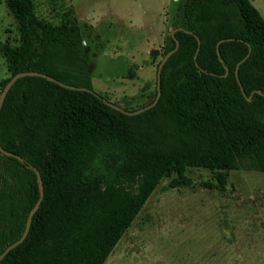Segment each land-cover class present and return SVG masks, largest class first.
I'll list each match as a JSON object with an SVG mask.
<instances>
[{"label": "trees", "instance_id": "1", "mask_svg": "<svg viewBox=\"0 0 264 264\" xmlns=\"http://www.w3.org/2000/svg\"><path fill=\"white\" fill-rule=\"evenodd\" d=\"M4 2L19 36L0 44L10 78L34 71L93 90L69 15L52 25L33 0ZM178 13L165 54L178 48L160 71L155 104L139 114L39 76L9 90L0 111V254L22 235L39 181L43 199L0 264H104L163 178L178 188L191 183L187 168L209 169L223 188L228 171L264 174V18L249 0H183Z\"/></svg>", "mask_w": 264, "mask_h": 264}, {"label": "rangeland", "instance_id": "2", "mask_svg": "<svg viewBox=\"0 0 264 264\" xmlns=\"http://www.w3.org/2000/svg\"><path fill=\"white\" fill-rule=\"evenodd\" d=\"M0 0V44L19 43ZM39 18L81 29L93 91L128 111L155 99L157 69L183 0H33ZM264 18V0H249ZM0 53L2 82L10 78ZM191 183L163 178L104 264H264V174L187 168ZM211 184V186H208Z\"/></svg>", "mask_w": 264, "mask_h": 264}, {"label": "water", "instance_id": "3", "mask_svg": "<svg viewBox=\"0 0 264 264\" xmlns=\"http://www.w3.org/2000/svg\"><path fill=\"white\" fill-rule=\"evenodd\" d=\"M179 30V28H175L171 31V34L170 36L173 37L174 36V33ZM178 48V44H176V47L174 49V51H171L169 53H167L164 57V59L161 61V63L159 64L158 66V69H157V90L159 89V78H160V71L163 67V65L165 64V62L167 61V59L170 57V55L175 52V50ZM32 76H39V77H42L44 79H47L48 81H51V82H55V83H58L59 85L65 87V88H69V89H72V90H86L88 92H94L93 90H88V89H82V88H76V87H72V86H69V85H66V84H63L61 82H58L56 81L55 79L47 76V75H44V74H41V73H37V72H34V71H28V72H20V73H17L16 75H14L13 77H11L9 79V81L4 85L1 93H0V111H1V108H2V105H3V102L9 92V90L12 88V86L16 83L17 80H19L20 78H23V77H32ZM95 93V92H94ZM104 103L109 106L110 108L112 109H115L117 111H121V112H124L125 114L127 115H135V114H139L141 112H143L144 110L148 109V108H151L154 104H155V101L150 104V105H147L146 107H143L141 109H138V110H135V111H125L123 108H121L119 105L117 104H114L112 102H109L107 100H104ZM0 151L2 153H6L0 146ZM35 171V174H36V177L37 179H39V173L37 172V170H34ZM38 189H39V198L38 200L36 201L35 205L33 206V208L29 211L28 213V216H27V219H26V223H25V227H24V231L22 233V235L20 236V238L15 241L14 243H12L11 245H9L1 254H0V261L4 258V256L10 251L12 250L13 248H15L16 246H18L19 244H21L25 238L27 237L28 235V231H29V227H30V224H31V219H32V216L36 213V211L38 210L41 202H42V199H43V186H42V182L39 181L38 182Z\"/></svg>", "mask_w": 264, "mask_h": 264}, {"label": "crops", "instance_id": "4", "mask_svg": "<svg viewBox=\"0 0 264 264\" xmlns=\"http://www.w3.org/2000/svg\"><path fill=\"white\" fill-rule=\"evenodd\" d=\"M126 232H127V231H126ZM126 232H125V233H126ZM123 236H124V235H123ZM123 236H122V237H123Z\"/></svg>", "mask_w": 264, "mask_h": 264}]
</instances>
